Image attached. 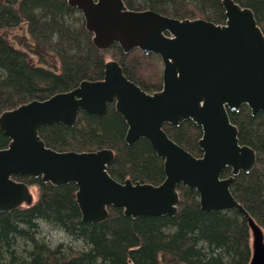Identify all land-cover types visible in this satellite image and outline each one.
Wrapping results in <instances>:
<instances>
[{
    "label": "trees",
    "instance_id": "16d2710c",
    "mask_svg": "<svg viewBox=\"0 0 264 264\" xmlns=\"http://www.w3.org/2000/svg\"><path fill=\"white\" fill-rule=\"evenodd\" d=\"M254 12L264 33V0H234ZM129 10H153L184 19L226 23L223 0H123ZM27 27L13 44L10 29ZM86 28L82 12L68 0H0V115L34 100H46L74 90L83 81L104 79L105 64L116 60L124 75L149 94L162 90L163 65L158 54L129 52L114 43L98 48ZM23 49L17 47L20 44ZM37 59V62L34 60ZM240 143L254 149L256 164L235 176L231 191L264 230V111L256 114L243 105L229 111ZM128 125L110 103L102 115L80 111L73 126L43 125L39 135L56 151L111 149L115 160L109 174L119 182L160 184L165 179L164 160L146 139L125 141ZM164 130L176 143L196 157L202 128L193 121L166 124ZM10 138L0 130V150ZM230 169L223 172L229 176ZM16 181L37 188L30 205L0 210V264H250L253 235L248 220L237 209L204 211L199 194L178 186L175 215L133 218L118 207L109 209L106 220H82L75 183L54 185L41 177L17 175ZM41 222L64 232L84 247L64 243L52 246L41 237Z\"/></svg>",
    "mask_w": 264,
    "mask_h": 264
},
{
    "label": "water",
    "instance_id": "95a60500",
    "mask_svg": "<svg viewBox=\"0 0 264 264\" xmlns=\"http://www.w3.org/2000/svg\"><path fill=\"white\" fill-rule=\"evenodd\" d=\"M79 9L94 44L103 50L117 43L124 52L139 49L158 54L163 87L149 94L129 80L113 59L104 79L83 81L74 90L34 100L0 115V130L10 138L0 150V210L32 204L30 187L14 179L29 174L54 185L75 183L82 220H106L111 207L137 217L175 215L178 186L199 194L202 210L237 209L253 235L250 264H264V230L231 191L235 176L256 164L254 149L240 143L229 111L247 105L264 111V33L254 12L234 0H223L226 23L180 20L153 10H129L123 0H68ZM128 125V144L146 139L164 160L165 179L158 185L119 182L108 172L111 149L56 151L39 135L43 125L73 126L80 111L102 115L110 103ZM191 120L202 128L196 157L164 130L166 124ZM230 169L229 176L223 172Z\"/></svg>",
    "mask_w": 264,
    "mask_h": 264
},
{
    "label": "rangeland",
    "instance_id": "374dc122",
    "mask_svg": "<svg viewBox=\"0 0 264 264\" xmlns=\"http://www.w3.org/2000/svg\"><path fill=\"white\" fill-rule=\"evenodd\" d=\"M6 36L9 39L10 42H13V44H17V42H20L23 37L26 38V40H29V36L27 34V27L23 26L22 29H10L6 31ZM26 36V37H25ZM17 47L23 49L24 46L20 44L16 45ZM38 60L35 59L34 62H37ZM163 65V64H162ZM31 193L33 200L32 202L37 199V188L32 187ZM41 228H42V234L41 237L45 240V242L49 243L52 246H56L60 243H64L68 246H72L76 249H81L84 247L83 243L80 241H74L71 238H69L64 232L61 230L54 228L52 225L41 222Z\"/></svg>",
    "mask_w": 264,
    "mask_h": 264
}]
</instances>
